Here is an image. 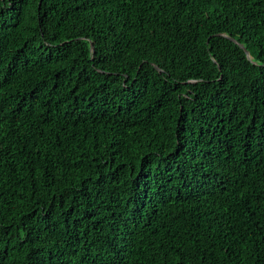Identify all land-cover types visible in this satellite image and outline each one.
<instances>
[{
  "label": "trees",
  "instance_id": "16d2710c",
  "mask_svg": "<svg viewBox=\"0 0 264 264\" xmlns=\"http://www.w3.org/2000/svg\"><path fill=\"white\" fill-rule=\"evenodd\" d=\"M0 264H264V0H0Z\"/></svg>",
  "mask_w": 264,
  "mask_h": 264
},
{
  "label": "water",
  "instance_id": "95a60500",
  "mask_svg": "<svg viewBox=\"0 0 264 264\" xmlns=\"http://www.w3.org/2000/svg\"><path fill=\"white\" fill-rule=\"evenodd\" d=\"M92 49H93V51H94V46H92ZM246 53H247V55L250 57L249 51H247V50H246ZM157 69H159V70H160V68H159V67H157Z\"/></svg>",
  "mask_w": 264,
  "mask_h": 264
}]
</instances>
